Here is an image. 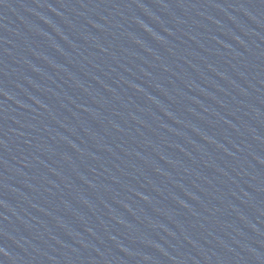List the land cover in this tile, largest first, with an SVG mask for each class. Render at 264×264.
<instances>
[{
    "label": "water",
    "instance_id": "water-1",
    "mask_svg": "<svg viewBox=\"0 0 264 264\" xmlns=\"http://www.w3.org/2000/svg\"><path fill=\"white\" fill-rule=\"evenodd\" d=\"M0 264H264V180L102 138L0 81Z\"/></svg>",
    "mask_w": 264,
    "mask_h": 264
}]
</instances>
